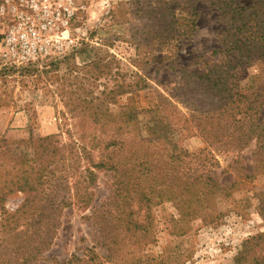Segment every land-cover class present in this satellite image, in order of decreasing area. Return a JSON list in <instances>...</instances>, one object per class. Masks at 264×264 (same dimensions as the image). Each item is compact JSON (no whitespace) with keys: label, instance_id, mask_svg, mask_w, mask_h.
Wrapping results in <instances>:
<instances>
[{"label":"trees","instance_id":"obj_1","mask_svg":"<svg viewBox=\"0 0 264 264\" xmlns=\"http://www.w3.org/2000/svg\"><path fill=\"white\" fill-rule=\"evenodd\" d=\"M195 1L181 0L175 7V0L135 1L133 14L143 23L132 34V61L142 71H132L133 79L121 74L123 80L100 95L87 91L69 97L67 112L74 119L73 129L68 130L71 141L62 142L59 133L29 135L14 147L3 146L0 264H36L57 235L63 209L71 203L63 192L71 187L76 188L74 194L84 207L94 208L92 218L105 238L102 244L108 246L107 261L123 242L121 228L136 238L134 244L151 237L150 223L144 225L133 217L130 205L137 202L149 209L163 200L173 201L182 219L177 234L183 235L191 220L220 217L208 202L231 197L234 191L244 189L245 180L256 172L264 174V79L256 87L242 82L254 62H261L264 69V0H209L228 18V28L217 46L199 57L197 68L182 67L176 82L165 90L148 81L147 68L157 61L158 54L175 55L174 48L193 34L194 11L185 16L177 8L186 4L194 8ZM114 62L112 53L93 56L85 67L94 71L85 80L111 74ZM149 91L153 97H148ZM182 132L200 134L225 151L240 153L253 145L254 171L241 165L237 167L239 179L220 184L209 173L211 165L200 159L202 150L189 151L179 145L177 134ZM232 162L239 163L237 159ZM103 169L113 177V207L109 210H103L101 204L90 205L92 187ZM50 182L55 184L53 188ZM78 189H84L83 195ZM16 191L26 197L22 205L10 209L4 204ZM119 236L121 242H117ZM94 258L73 255L56 264H93ZM235 261L264 264V255H251L245 249Z\"/></svg>","mask_w":264,"mask_h":264},{"label":"rangeland","instance_id":"obj_2","mask_svg":"<svg viewBox=\"0 0 264 264\" xmlns=\"http://www.w3.org/2000/svg\"><path fill=\"white\" fill-rule=\"evenodd\" d=\"M26 1L0 0V151L4 147H14L16 141L29 135L59 133L62 142L71 141L68 130L73 129L74 119L67 112L69 97L87 91L100 95L106 87L109 89L121 82V74L126 75V79H133L132 71H142L132 61L135 57L132 34L143 23L133 14L136 0H47L51 10L59 16L51 15L55 20L51 27L47 31L41 30L33 40L35 51L29 50L30 56L25 57H21L19 51L18 55L4 59L5 33L17 23L11 10H26L24 3L29 7ZM175 1L174 7L181 0ZM195 2L194 8L189 4L177 8L185 16L194 11L193 34L174 48L175 55L167 56L161 52L157 61L147 68L148 81L154 88L165 90L172 86L184 66L197 68L199 57L209 54L228 28V18L220 8L209 0ZM30 15L32 21L39 23L42 20L31 10ZM108 53L116 57L111 74H102L98 80L87 82L85 78L94 69L85 67V63L95 55L102 57ZM263 79V64L256 61L242 82L256 87ZM148 95L153 97L150 91ZM144 118L141 119L144 121ZM177 138L179 145L189 151L202 150L200 159L211 165L209 173L220 184L239 179L237 167L241 165L254 171L253 145L237 153L219 148L217 143L200 134L182 132ZM235 159L239 163L232 162ZM215 161L218 163L212 166ZM82 165H86L84 161ZM245 181V188L234 191L231 197H219L213 204L207 203L214 213H220L219 218L191 220L183 235L177 234L182 219L173 201L163 200L149 209L137 202L130 205L134 209L133 217L144 225L150 223L151 237L146 238V244L145 241L134 244L136 238L121 228L122 234L119 233L124 237L123 242L117 244L118 249L111 252L113 259L107 261L104 258L108 246L102 244L105 238L92 218L94 208L84 207L79 196L74 194L76 188L71 187L63 192L71 203L63 209L57 235L36 264L65 262L73 255L95 256L93 264H98L96 261L104 264H237L235 258L242 250H250L251 255H264V235L260 236L264 233V212H261V207L264 209V174L256 172ZM112 183V173L106 169L100 171L96 185L92 187L90 205L101 204L103 210L111 209ZM50 185L53 188L55 184L50 182ZM78 190L83 195L84 189ZM61 196L59 192L58 198ZM25 197V193L13 192L7 196L4 205L15 208L23 204ZM117 242H121L120 236Z\"/></svg>","mask_w":264,"mask_h":264},{"label":"built area","instance_id":"obj_3","mask_svg":"<svg viewBox=\"0 0 264 264\" xmlns=\"http://www.w3.org/2000/svg\"><path fill=\"white\" fill-rule=\"evenodd\" d=\"M26 2L29 7L25 3L24 6L29 11H18L17 8L11 10L17 23L5 33L3 39L5 51L2 54L4 59L10 55L13 56L12 54L18 55L19 51L22 53L21 57L30 56L29 50L35 51L36 47L33 40L37 38L41 30L47 31L51 27V23L55 21L51 15L55 16L57 12L51 10L47 0H27ZM30 10L42 17V20L38 21L39 23L30 20Z\"/></svg>","mask_w":264,"mask_h":264}]
</instances>
